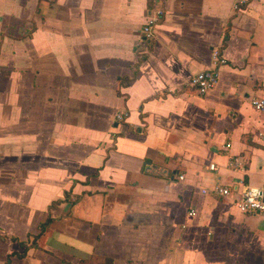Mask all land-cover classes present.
<instances>
[{"label":"crops","instance_id":"crops-1","mask_svg":"<svg viewBox=\"0 0 264 264\" xmlns=\"http://www.w3.org/2000/svg\"><path fill=\"white\" fill-rule=\"evenodd\" d=\"M236 1L0 0V264H264L234 204L264 186V0Z\"/></svg>","mask_w":264,"mask_h":264},{"label":"built area","instance_id":"built-area-1","mask_svg":"<svg viewBox=\"0 0 264 264\" xmlns=\"http://www.w3.org/2000/svg\"><path fill=\"white\" fill-rule=\"evenodd\" d=\"M245 5V1L237 0L234 3L233 8L235 11H240ZM164 15V9L154 6L149 10L146 21L141 30V37L143 40L147 41L153 38V33L162 21ZM211 55L213 63L214 65H216V67L213 69H206L196 73L195 75L190 77V79L186 83V87H189L190 89L194 90L198 95L203 96L217 87L219 83L217 69L219 66L226 64L225 59L220 54L219 49H213ZM250 104L254 110L260 113H264V96L252 99L250 101ZM127 116V113H118L115 115V119L117 121H122L126 119ZM260 138L262 141H264L263 134H260ZM223 148L227 149L228 145L224 146ZM240 162V159H236L235 162L231 161L229 166H238L240 165ZM209 169L215 170V166L210 165ZM214 191L221 197H232V194L229 189L225 187L216 186L214 188ZM202 193L205 194L206 191H202ZM234 204L236 208L244 214L264 213V186L261 188H246L239 196L234 197ZM188 215L194 216L195 212L192 210L189 212Z\"/></svg>","mask_w":264,"mask_h":264},{"label":"trees","instance_id":"trees-1","mask_svg":"<svg viewBox=\"0 0 264 264\" xmlns=\"http://www.w3.org/2000/svg\"><path fill=\"white\" fill-rule=\"evenodd\" d=\"M47 225H48V221L41 225L40 230L44 231Z\"/></svg>","mask_w":264,"mask_h":264}]
</instances>
